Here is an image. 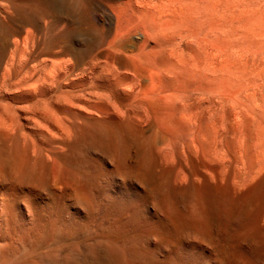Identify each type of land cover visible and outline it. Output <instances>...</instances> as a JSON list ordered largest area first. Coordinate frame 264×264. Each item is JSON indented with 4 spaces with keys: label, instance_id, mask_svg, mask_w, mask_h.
Here are the masks:
<instances>
[{
    "label": "rangeland",
    "instance_id": "obj_1",
    "mask_svg": "<svg viewBox=\"0 0 264 264\" xmlns=\"http://www.w3.org/2000/svg\"><path fill=\"white\" fill-rule=\"evenodd\" d=\"M51 1L0 0V264H264V0H149L173 71L75 34L87 0L54 45Z\"/></svg>",
    "mask_w": 264,
    "mask_h": 264
},
{
    "label": "bare ground",
    "instance_id": "obj_2",
    "mask_svg": "<svg viewBox=\"0 0 264 264\" xmlns=\"http://www.w3.org/2000/svg\"><path fill=\"white\" fill-rule=\"evenodd\" d=\"M87 1L91 6L95 5L101 14L91 12V14L88 15L85 13V11L81 12L82 7L79 6L80 4L71 3L70 6L68 5L67 8L69 9V16L72 14H77L80 24L75 31V34L77 32H86L87 34H92L91 36H94L96 39L95 43L97 42L99 46H105L110 52L124 55L125 58L129 59L134 66L137 63H147L148 60L146 61V59H148L153 53L160 49L162 50L166 46L170 48L171 52V62L169 64V66H171V70H177L184 65L185 53L182 48H178L180 46L179 40L184 39L187 41V43H190L192 39L182 30L180 31L177 29L175 32H173L175 23L164 20L161 16L159 18V20L161 19L160 21L151 17V12L149 10V0ZM153 1L154 6H161L159 0ZM171 1L172 0H170L169 3H172ZM175 2L178 3L174 5V9L176 10L175 14H180L181 11L183 12V10L180 8L182 5L192 7V5H195L197 0H176ZM74 5H76V7ZM45 12V15H47L50 20L49 26L53 43L54 45H57L63 36L60 33V26L63 19L59 14L58 0H52L51 5L47 6ZM167 28L169 29L168 31ZM15 30V25L10 24L7 25L0 33V38L4 42L3 44H0V54L2 53L3 49L12 41L11 36ZM135 32L142 33L143 39L134 41L131 35ZM206 39H209V37H206ZM200 40L202 43V39ZM151 41L154 43V46H151ZM208 42L211 43L209 40ZM126 51L131 54L126 53ZM214 67L221 70L224 69L218 66V64H215ZM129 144V140L126 138L122 139L123 150H127ZM66 175L69 176L71 174L70 172H67Z\"/></svg>",
    "mask_w": 264,
    "mask_h": 264
}]
</instances>
